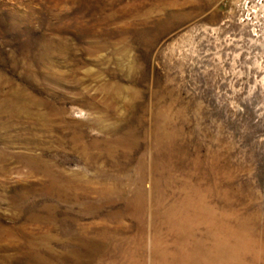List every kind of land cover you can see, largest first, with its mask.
<instances>
[{
    "label": "rangeland",
    "instance_id": "1",
    "mask_svg": "<svg viewBox=\"0 0 264 264\" xmlns=\"http://www.w3.org/2000/svg\"><path fill=\"white\" fill-rule=\"evenodd\" d=\"M159 263L264 264V0H0V264Z\"/></svg>",
    "mask_w": 264,
    "mask_h": 264
},
{
    "label": "bare ground",
    "instance_id": "2",
    "mask_svg": "<svg viewBox=\"0 0 264 264\" xmlns=\"http://www.w3.org/2000/svg\"><path fill=\"white\" fill-rule=\"evenodd\" d=\"M175 258H177V259H181V257H176V255L173 257V259H175ZM164 259H165V257H164ZM160 264V263H159ZM179 264V263H178Z\"/></svg>",
    "mask_w": 264,
    "mask_h": 264
}]
</instances>
